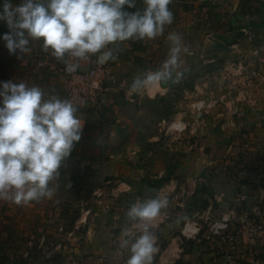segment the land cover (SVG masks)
<instances>
[{
    "label": "crops",
    "instance_id": "obj_1",
    "mask_svg": "<svg viewBox=\"0 0 264 264\" xmlns=\"http://www.w3.org/2000/svg\"><path fill=\"white\" fill-rule=\"evenodd\" d=\"M136 5L143 8V0ZM169 8L173 23L161 35L110 45L116 58L104 63L131 85L160 68L171 46L167 37L176 32L182 38V77L143 89L135 103L113 89L101 108L78 109L85 123L77 149L87 148L93 193L104 194L93 197L86 222L69 231L60 227L67 234L76 231L75 237L62 238V255L84 264H122L130 253L120 243L129 228L136 231L126 216L129 206L163 189L171 205L150 225L157 247L153 264H264L261 244L244 242L241 235L242 217L264 215V79L248 84L252 70L264 75V52L257 53L241 31L246 27L264 40V26H256L264 21V0H172ZM32 42V53L47 60L32 64L58 72L63 61L45 51L42 40ZM0 45L7 59L5 42ZM238 60L248 74L225 78V65ZM56 83L51 80L46 93L67 99L64 77L60 87ZM201 99L216 104L198 112L194 104ZM172 121L186 125L178 139L167 131ZM209 207L213 216L236 209L241 221L210 238L208 222L195 237L184 235V223ZM67 252L73 255L65 257ZM58 262L56 257L43 264H64Z\"/></svg>",
    "mask_w": 264,
    "mask_h": 264
},
{
    "label": "clouds",
    "instance_id": "obj_2",
    "mask_svg": "<svg viewBox=\"0 0 264 264\" xmlns=\"http://www.w3.org/2000/svg\"><path fill=\"white\" fill-rule=\"evenodd\" d=\"M172 0H21L13 6L3 0L0 21L9 31L0 35L9 54L22 56L31 51V40H42L45 51L66 62L73 73L79 60L99 53L97 62L115 59L110 45L129 39H154L173 23L169 8ZM169 54L160 68L134 78L132 90L146 89L169 80L178 81L183 72L180 54L181 36L170 32ZM71 99L46 93L40 86L23 82L0 81V199L16 204L51 197V184L60 174L64 162L81 140L84 123L76 115ZM70 186V185H69ZM168 197L157 193L132 203L126 216L133 227L126 232L120 247L130 253L126 264H153L157 251L151 222L168 207Z\"/></svg>",
    "mask_w": 264,
    "mask_h": 264
},
{
    "label": "rangeland",
    "instance_id": "obj_3",
    "mask_svg": "<svg viewBox=\"0 0 264 264\" xmlns=\"http://www.w3.org/2000/svg\"><path fill=\"white\" fill-rule=\"evenodd\" d=\"M249 39L251 40L250 44L254 47H259L261 43H264V40ZM31 45H33V42L30 39L29 47ZM5 50H7L6 47ZM36 58H42L45 61L44 63H47L45 56L32 53V51L22 56L10 54L7 59L1 53L0 81L13 80L17 83L23 82L29 86L37 85L45 92L48 91L46 87H48L51 80L57 81L56 85L60 87L63 78L61 73L53 72L48 67L33 65L32 62ZM252 63L256 67L255 59ZM247 72L246 69L245 73ZM87 152L86 147H80L74 156H70L64 162L59 176L51 182L56 186V189L50 198H41L19 205L11 200L0 199V259L3 257L8 258L10 261L6 264L47 263L48 260H52V258H47V252L57 245L59 239L63 242L62 238L64 236L67 239L75 237V234L71 236L67 232L74 228L78 220L83 218L84 211L92 209L94 203L93 183L89 176L92 173V168L87 163L89 157ZM259 156H255V158ZM234 210L236 211V209ZM255 216L258 218L242 217L243 223L251 222L249 220L253 219L264 222L263 214ZM239 219L236 214L232 222L241 221ZM78 225L80 224L78 223ZM60 227L68 231L65 233ZM241 235L244 237V242L247 243L264 241L263 235H255L254 238L251 233L241 232ZM42 237H48L49 242H46L45 246L40 248L39 244ZM258 248V254L264 258V244H261ZM62 253L64 251L61 252V248L56 252L58 263L66 260L67 262L62 263L73 264L72 260L64 259ZM68 255H73V252H67L65 257H68Z\"/></svg>",
    "mask_w": 264,
    "mask_h": 264
},
{
    "label": "built area",
    "instance_id": "obj_4",
    "mask_svg": "<svg viewBox=\"0 0 264 264\" xmlns=\"http://www.w3.org/2000/svg\"><path fill=\"white\" fill-rule=\"evenodd\" d=\"M241 31L244 35H248L249 38H254V33L250 31V29L243 27ZM257 53L264 52V43H261L259 47L256 48ZM98 53L94 55H90L87 59L79 60V67L73 73H69L65 70L66 62L68 63H76L77 58H70L65 56L63 62L56 66V70L60 72L64 77V86L67 94V98L71 99L72 102L77 106L78 109H85L87 107H97L101 108L107 101V93L112 91L113 89L118 91H123L125 94V98L130 103H135L137 98L142 94L143 89L140 90H132L130 83L126 78L118 77L107 64H100L97 62ZM86 62V64L83 63ZM44 59L37 58V63L39 65H43ZM247 65L242 60L232 61L225 65L224 67V77L231 78L233 76L242 75L246 70ZM256 79H264L263 72L261 70H252L251 77L249 79L248 84L251 80ZM216 104L214 99H201L194 104V109L198 112L204 110L208 111L211 107ZM186 129V125L182 122L172 121L167 126V131L174 135L177 139L180 137V134ZM161 196H167L169 199L168 207L164 210V213H167L166 210L171 205V198L165 190L161 189L158 192ZM104 192L101 189H96L93 193V196L101 197ZM97 201V200H96ZM100 201V200H99ZM92 209H87L83 218L78 220L76 227H78V223H84L87 221L88 216L90 215ZM163 214V213H162ZM236 211L230 210L226 213L217 216H213L211 213V207L202 209L196 213V218L188 220L184 223L182 228V233L187 237H195L202 229L203 222L210 223L209 231L207 234V238H210L213 235L221 234L223 231L227 230L231 223L232 219L236 216ZM166 217V214L164 215ZM251 222H247L244 225V229L241 231L243 233H251L253 238L255 235H263L264 238V222L258 221L256 219L249 220ZM244 224V223H243ZM140 225H136L134 230L138 233L140 230ZM62 230V229H61ZM75 229L70 231L68 234L73 235L75 233ZM82 237V236H81ZM262 238V239H263ZM48 237H42L40 240L39 247L42 248L45 246V243L49 242ZM57 243V242H56ZM260 244H264V241L260 242ZM61 248V252L65 249V245L62 241H58L57 245L47 252V258H56V252ZM72 260V259H71ZM73 264H84L81 261L72 260ZM122 264H126V261L122 262Z\"/></svg>",
    "mask_w": 264,
    "mask_h": 264
},
{
    "label": "trees",
    "instance_id": "obj_5",
    "mask_svg": "<svg viewBox=\"0 0 264 264\" xmlns=\"http://www.w3.org/2000/svg\"><path fill=\"white\" fill-rule=\"evenodd\" d=\"M2 4H3V0H0V10H2ZM137 9H142V7H139L136 5V8L135 9H129V11H135ZM256 26H264V21L263 23L259 24L257 23ZM9 31V28L6 24V22L4 21H0V35H2L3 33L5 32H8ZM256 39V38H255ZM2 39H0L1 41ZM257 40V39H256ZM259 40V39H258ZM262 40V39H261ZM260 41V40H259ZM2 52V46L0 45V54ZM68 99V98H67ZM81 144V140L76 144L75 148L73 149L72 153H71V156H74L77 152V147ZM7 261V258L6 257H3L2 259H0V263L4 264L6 263Z\"/></svg>",
    "mask_w": 264,
    "mask_h": 264
},
{
    "label": "water",
    "instance_id": "obj_6",
    "mask_svg": "<svg viewBox=\"0 0 264 264\" xmlns=\"http://www.w3.org/2000/svg\"><path fill=\"white\" fill-rule=\"evenodd\" d=\"M219 45H221V46H226V44H224V43H218Z\"/></svg>",
    "mask_w": 264,
    "mask_h": 264
}]
</instances>
